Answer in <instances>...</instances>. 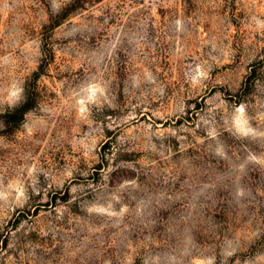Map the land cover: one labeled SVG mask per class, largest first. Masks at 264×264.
Masks as SVG:
<instances>
[{
	"label": "rangeland",
	"instance_id": "1",
	"mask_svg": "<svg viewBox=\"0 0 264 264\" xmlns=\"http://www.w3.org/2000/svg\"><path fill=\"white\" fill-rule=\"evenodd\" d=\"M0 264H264V0H0Z\"/></svg>",
	"mask_w": 264,
	"mask_h": 264
},
{
	"label": "trees",
	"instance_id": "2",
	"mask_svg": "<svg viewBox=\"0 0 264 264\" xmlns=\"http://www.w3.org/2000/svg\"><path fill=\"white\" fill-rule=\"evenodd\" d=\"M20 111V116H22L23 115V113H24V111H25V108L24 109H22V110H19Z\"/></svg>",
	"mask_w": 264,
	"mask_h": 264
}]
</instances>
